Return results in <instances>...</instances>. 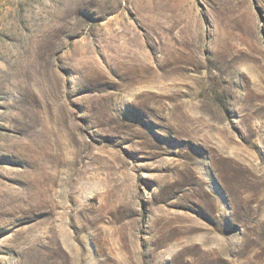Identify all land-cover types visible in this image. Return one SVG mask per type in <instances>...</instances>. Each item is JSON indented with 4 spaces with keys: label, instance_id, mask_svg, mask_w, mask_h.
I'll use <instances>...</instances> for the list:
<instances>
[{
    "label": "rangeland",
    "instance_id": "374dc122",
    "mask_svg": "<svg viewBox=\"0 0 264 264\" xmlns=\"http://www.w3.org/2000/svg\"><path fill=\"white\" fill-rule=\"evenodd\" d=\"M0 264H264V0H0Z\"/></svg>",
    "mask_w": 264,
    "mask_h": 264
}]
</instances>
